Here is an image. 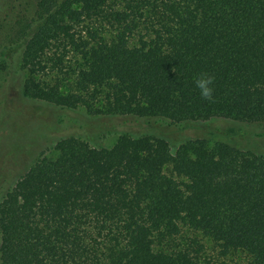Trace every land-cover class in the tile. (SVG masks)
Returning a JSON list of instances; mask_svg holds the SVG:
<instances>
[{"label": "trees", "instance_id": "trees-1", "mask_svg": "<svg viewBox=\"0 0 264 264\" xmlns=\"http://www.w3.org/2000/svg\"><path fill=\"white\" fill-rule=\"evenodd\" d=\"M17 24L29 99L264 124V0H40ZM204 74L210 101L194 84ZM212 140H60L0 202L1 264H264V155Z\"/></svg>", "mask_w": 264, "mask_h": 264}, {"label": "rangeland", "instance_id": "rangeland-1", "mask_svg": "<svg viewBox=\"0 0 264 264\" xmlns=\"http://www.w3.org/2000/svg\"><path fill=\"white\" fill-rule=\"evenodd\" d=\"M39 2L0 0V202L43 152H53L56 143L70 137L82 139L92 147L110 149L124 135L157 136L168 140L175 151L190 142L214 143L213 136L226 135L232 136L240 148L264 155V124L224 118L174 123L163 118L97 117L83 107L71 111L25 97L27 74L21 68V47L16 45L15 35L21 19L36 16ZM244 261L238 255L214 259L215 264Z\"/></svg>", "mask_w": 264, "mask_h": 264}, {"label": "clouds", "instance_id": "clouds-1", "mask_svg": "<svg viewBox=\"0 0 264 264\" xmlns=\"http://www.w3.org/2000/svg\"><path fill=\"white\" fill-rule=\"evenodd\" d=\"M214 77L208 74L200 75L194 80L196 89L199 91V95L204 100H211L214 94L213 88Z\"/></svg>", "mask_w": 264, "mask_h": 264}]
</instances>
